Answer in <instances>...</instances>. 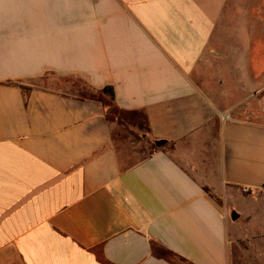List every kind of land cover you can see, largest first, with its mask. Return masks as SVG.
I'll return each instance as SVG.
<instances>
[{
	"label": "crops",
	"instance_id": "1",
	"mask_svg": "<svg viewBox=\"0 0 264 264\" xmlns=\"http://www.w3.org/2000/svg\"><path fill=\"white\" fill-rule=\"evenodd\" d=\"M0 264H264V0H0Z\"/></svg>",
	"mask_w": 264,
	"mask_h": 264
},
{
	"label": "rangeland",
	"instance_id": "2",
	"mask_svg": "<svg viewBox=\"0 0 264 264\" xmlns=\"http://www.w3.org/2000/svg\"><path fill=\"white\" fill-rule=\"evenodd\" d=\"M56 80V77H52L50 75L46 76V79L45 81L46 82H50V81H55ZM61 86L63 88H67L65 85H68L69 88L73 87V88H76L77 90H80L82 93L86 94L87 92H89L87 89H86V86L83 84V82L81 80H77V79H62L61 80ZM67 82V84H65ZM89 94L91 96H94V97H100L99 94L97 93H93V92H89ZM103 100V102L106 104L108 110H109V116L111 119H118V121L120 120H132V121H135L137 122L138 124L140 123L141 124V116L138 115V114H126V113H123L119 110H117L111 103V100H110V97L108 94H105L102 96L101 98Z\"/></svg>",
	"mask_w": 264,
	"mask_h": 264
},
{
	"label": "water",
	"instance_id": "3",
	"mask_svg": "<svg viewBox=\"0 0 264 264\" xmlns=\"http://www.w3.org/2000/svg\"><path fill=\"white\" fill-rule=\"evenodd\" d=\"M164 143H165V141H163V140L155 141V145H156L157 147L163 145Z\"/></svg>",
	"mask_w": 264,
	"mask_h": 264
},
{
	"label": "trees",
	"instance_id": "4",
	"mask_svg": "<svg viewBox=\"0 0 264 264\" xmlns=\"http://www.w3.org/2000/svg\"><path fill=\"white\" fill-rule=\"evenodd\" d=\"M103 91L108 92V89H104ZM111 94H112V91H111V89H109V95H111Z\"/></svg>",
	"mask_w": 264,
	"mask_h": 264
}]
</instances>
